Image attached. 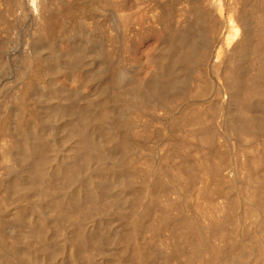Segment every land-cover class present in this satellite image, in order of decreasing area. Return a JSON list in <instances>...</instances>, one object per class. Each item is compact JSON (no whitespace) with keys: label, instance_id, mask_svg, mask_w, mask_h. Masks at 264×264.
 <instances>
[{"label":"rangeland","instance_id":"1","mask_svg":"<svg viewBox=\"0 0 264 264\" xmlns=\"http://www.w3.org/2000/svg\"><path fill=\"white\" fill-rule=\"evenodd\" d=\"M139 1L0 0V161L3 158L0 162V264H224L223 261L221 262L222 255L232 251L233 248L238 252L235 258L239 262L241 260V264L242 260H244L243 264H264V137L254 136L252 138L242 135L244 138H239L241 135L236 133L234 120L230 116L231 114L234 117L235 104L230 102L229 93L226 92V86L229 84L232 86L234 83L230 77L233 71H237L241 67L242 70L241 68L239 70L247 80L255 73L250 57L244 51L247 49L245 47L256 44L257 38L258 41L260 40L256 34L258 23H255L256 20L253 17L255 15L252 12L256 8L257 11L260 9L264 14V0ZM33 3L38 6V12L31 7L34 6ZM44 6L47 12H57L59 9L62 10L61 7H69L72 14L62 13V17L57 19L59 22L56 20L54 25L52 24L53 28L51 27L47 31L50 33L52 30V32L50 34L42 33L36 26H39L38 16L40 10L45 8ZM59 6L61 7L59 8ZM246 12L247 14H245ZM198 14H201L200 18L203 21H200ZM63 15H65V19ZM125 19L128 20L129 26L127 23L125 25ZM130 20L131 23H129ZM63 21L65 22L63 23ZM228 34L229 36H227ZM230 34H235L237 39ZM238 34L240 35L238 36ZM245 34H248V44L245 43L246 45L242 46L241 49L244 50L242 51L237 49L236 43ZM192 36L197 38L193 39ZM227 37H230L229 40ZM184 40L188 42H184ZM188 46L193 47L190 49ZM192 49L196 53V60H200L196 61L197 63L182 61L184 60L183 56ZM223 61H226L229 67ZM180 62H183L184 65ZM235 62H240V65ZM217 65H224L225 68L221 66L222 68H218V70ZM215 66L216 68H214ZM125 77L126 79H124ZM175 77L177 79H174ZM227 81L229 82L227 83ZM156 84L161 86L160 89ZM163 91L165 93L162 95ZM128 92H134L140 98L132 103L129 98L124 97ZM147 93L150 95L148 96ZM255 97L256 95L250 98L252 101H249L255 106L254 113L252 114V109H247L244 116L249 114L247 117L251 116L252 118L253 115L260 116L264 113V100ZM67 112L70 117L65 114ZM125 115L127 116L126 120ZM99 117L102 120L101 123L98 122ZM230 123L235 130L231 128ZM94 130L95 133H93ZM22 131L24 132L22 133ZM77 131L84 133L82 132L79 136ZM232 131L235 132L231 134ZM103 135L106 136L103 137ZM97 136L101 138V142ZM236 136L238 137L236 138ZM118 138L123 139V146H120L121 140ZM106 140L107 143L109 140L111 145L106 144ZM212 140L213 142H211ZM245 140L248 142L245 143ZM124 141L130 145L124 146L126 144ZM208 141L214 145L210 142L208 144ZM115 143H119V145ZM92 145L95 147L94 151L91 149ZM35 154L36 156L41 155L39 157L42 162L40 159L38 162H41V169L45 167L43 169L45 172L43 170L39 172L36 167H32L29 160ZM79 155L80 157H77ZM9 158L12 163L7 161ZM51 159L53 163H51ZM17 161H19V165ZM120 161L128 164H122ZM116 162L120 163L117 165ZM106 164L109 165V168H106ZM248 164L251 168L248 167ZM120 166L123 167V170H120ZM65 168L67 169L65 170ZM24 169H27L26 172ZM47 169L48 172H46ZM112 170L114 171L112 172ZM116 170H119L118 173L121 176ZM36 172L41 173V177ZM107 172L110 174L112 172L114 175L111 174V176ZM42 180L44 181L42 182ZM160 181L163 182L160 183ZM155 185L157 186L154 188ZM132 200L135 205L132 204ZM70 203L73 206L75 204V208L73 206L71 208ZM149 204L150 206H148ZM138 205H140L139 209ZM64 208L67 212H61ZM146 209L147 211H145ZM75 210L76 212H74ZM77 210L83 214L77 213ZM33 211L34 213H32ZM144 212L146 213L144 214ZM72 213H75L74 218H72ZM133 215L135 216L133 217ZM129 220H131L130 223H128ZM138 224L142 226L139 227ZM201 225L205 228H200ZM132 229L133 231H131ZM210 233L211 235H209ZM26 238L28 240H25ZM202 238L208 240L209 246L202 244ZM216 240L218 241L216 242ZM143 241L145 242L143 243ZM200 241L202 242L200 243ZM50 250L52 253L48 252ZM204 252H206L205 255H203ZM240 253H243V257H240ZM211 254H214L215 258ZM141 256L143 257L141 258ZM130 258H134V261Z\"/></svg>","mask_w":264,"mask_h":264},{"label":"bare ground","instance_id":"2","mask_svg":"<svg viewBox=\"0 0 264 264\" xmlns=\"http://www.w3.org/2000/svg\"><path fill=\"white\" fill-rule=\"evenodd\" d=\"M53 1V0H52ZM66 1V0H65ZM135 1H137V2H140L139 0H135ZM153 1H155L156 2V0H153ZM204 1V0H203ZM41 2V1H40ZM58 2V1H57ZM110 2V1H109ZM134 2V1H133ZM133 2H131V3H133ZM141 2H143L142 0H141ZM155 2H154V5H155ZM245 2V1H244ZM248 2V1H247ZM69 3V2H68ZM116 3V2H115ZM160 3V2H159ZM164 3V2H163ZM257 3V2H256ZM262 3V2H261ZM12 4V3H11ZM34 4V3H33ZM36 4V3H35ZM34 4V6L32 5L31 7H33L34 8V11H39V9H38V6H36ZM55 4H57V3H55ZM61 4V3H60ZM158 4V3H157ZM166 4V3H165ZM255 4V3H254ZM52 5V4H51ZM58 5H59V3H58ZM57 5V6H58ZM101 5V4H100ZM118 5V4H117ZM132 5V4H131ZM147 5V4H146ZM193 5V4H192ZM258 5H259V3H258ZM261 5V4H260ZM13 6V5H12ZM42 6V5H41ZM48 6V5H47ZM63 6H64V4H63ZM68 6V5H67ZM74 6H76V5H74ZM93 6V5H92ZM133 6V5H132ZM131 6V7H132ZM156 6V5H155ZM161 6V5H160ZM159 6V7H160ZM164 6V5H163ZM206 6V5H205ZM257 6V5H256ZM45 7V6H44ZM50 7V6H49ZM61 6H59V8H60ZM72 7V6H71ZM121 7V6H120ZM167 7V6H166ZM196 7V6H195ZM198 7V6H197ZM246 7V6H245ZM58 8V9H59ZM62 8V10L61 9H59V11H57V12H47L46 11V7L45 8H42L40 11V15L38 16L39 18L38 19H40V22H39V26H36V27H38V28H40L39 29V31L40 32H42V33H46L51 27L53 28V25H54V22L58 19H60L61 17H62V13H71L72 11H70V9H69V7L68 8H63V7H61ZM117 8V7H116ZM122 8V7H121ZM126 8V7H125ZM205 8V7H204ZM222 8V7H221ZM220 8V9H221ZM255 8V7H254ZM259 8H263V7H259ZM14 9V8H13ZM52 9V8H51ZM57 9V8H56ZM75 8H73V10H74ZM99 9V8H98ZM135 9V8H134ZM190 9V8H189ZM52 10H55V9H52ZM76 10V9H75ZM139 10V9H138ZM150 10V9H149ZM177 10V9H176ZM195 10V9H194ZM198 10V9H197ZM201 10V9H200ZM244 10V9H243ZM262 10V9H261ZM11 11V10H10ZM14 11V10H13ZM77 11V10H76ZM119 11V10H118ZM129 11V10H128ZM132 11V10H131ZM151 11V10H150ZM185 11V10H184ZM193 11V10H192ZM191 11V12H192ZM203 11V10H202ZM74 12V11H73ZM181 12V11H180ZM188 12V11H187ZM196 12V11H195ZM201 12V11H200ZM245 12V11H244ZM9 13V12H8ZM8 13H7V15H8ZM12 13V12H11ZM132 13V12H131ZM142 13V12H141ZM151 13V12H150ZM193 13H194V11H193ZM196 13H198V12H196ZM195 13V14H196ZM242 13V12H241ZM251 13V12H250ZM255 16H253V17H255V20H256V22L255 23H258V25L256 26V34H257V36H259V38H260V40L258 41V38H257V40H256V44H253V45H249V46H247V47H245V48H247L245 51L244 50H242L241 48H242V46H245L246 44H248V39H247V35L249 34V32H248V34H245L244 35V37H243V35H242V39L240 40V41H238V43H236L237 45H236V47H237V49H240V50H242V51H244L245 53H246V55L247 56H249L250 57V60H251V65H252V67L254 68V70H255V73H254V75L250 78L249 76V79L247 80V78L245 77V76H243V74H242V72H241V70H242V68H241V70H237V71H230V72H232L230 75V77H232V79L234 80V83H233V85L232 86H226V92H228L229 93V95L228 96H230V97H228V98H230V102L232 103V104H235V112L233 113L234 114V117H233V115H231L230 114V116H232V118H233V120H234V123H235V129L237 130L236 131V133L238 132V134L239 135H241V137H239V138H242L243 136L242 135H244V136H251L252 138L254 137V136H262V137H264V113L262 114V115H260V116H258V114H256V115H253L252 116V118H251V116L250 117H247V116H244L245 114H244V112L245 111H248V110H253V112H252V114L254 113V110H255V106H253L252 105V103L251 102H249L251 99V97H253L254 95H256V97H259V99L260 98H262L263 100H264V14L260 11V9H259V11H257V9L255 8V9H253V12H252ZM13 14V13H12ZM39 14V13H38ZM72 14V13H71ZM132 14H134V13H132ZM161 14V13H160ZM191 14V13H190ZM195 14H194V16H195ZM204 14V13H203ZM208 14V13H207ZM245 14H247V12L245 13ZM249 14V13H248ZM252 14V15H253ZM67 15V14H66ZM69 15V14H68ZM118 15V14H117ZM148 15V14H147ZM188 15V14H187ZM201 15V14H200ZM200 15L198 14V16H199V18H200ZM206 15V14H205ZM209 15H210V13H209ZM250 15V14H249ZM64 16L65 15H63V18H64ZM70 16V15H69ZM121 16V15H120ZM136 16V15H135ZM158 16V15H157ZM162 16H163V14H162ZM190 16V15H189ZM242 16V15H241ZM3 17V16H2ZM67 17V16H66ZM147 17V16H146ZM153 17V16H152ZM164 17V16H163ZM196 17H197V15H196ZM243 17V16H242ZM246 17V16H245ZM140 18V17H139ZM138 18V19H139ZM160 18H161V16H160ZM189 18V17H188ZM199 18H196V19H199ZM204 18V17H203ZM65 19V18H64ZM147 19V18H146ZM150 19V18H149ZM163 19V18H162ZM241 19V18H240ZM244 19V18H243ZM249 19H250V17H249ZM57 20V21H58ZM63 20V19H62ZM122 20V19H121ZM127 22H126V21ZM124 21H125V25H126V23H127V25H128V20L127 19H125ZM132 20V19H131ZM131 20H130V22L129 23H131ZM137 20V19H136ZM160 20V19H159ZM181 20V19H180ZM184 20V19H183ZM188 20V19H187ZM203 21V19H201L200 18V21ZM205 20V19H204ZM209 20V19H208ZM254 20V21H255ZM5 21V20H4ZM123 21V22H124ZM132 21H134V20H132ZM149 21V20H148ZM197 21V20H196ZM195 21V22H196ZM200 21H199V23H200ZM253 21V20H252ZM59 22V21H58ZM65 21H63V23H64ZM142 22V21H141ZM186 22V21H185ZM193 22H194V20H193ZM206 22H207V20H206ZM212 21H210V24H212L211 23ZM3 23V22H2ZM60 23H62V22H60ZM209 23V22H208ZM38 24V23H37ZM53 24V25H52ZM122 24V23H121ZM135 24V23H134ZM206 24V23H205ZM246 24V23H245ZM250 24V23H249ZM251 25H252V22H251ZM254 25V24H253ZM1 26V25H0ZM57 26V25H56ZM120 26H122V25H120ZM129 26V25H128ZM135 26V25H134ZM202 26V25H201ZM245 26V25H244ZM248 26V25H247ZM126 27V26H125ZM200 27V26H199ZM207 27V26H206ZM254 27V26H253ZM2 28V27H1ZM128 28V27H127ZM203 28V27H202ZM237 28V27H236ZM244 28V27H243ZM251 29H252V27H250ZM97 29V28H96ZM123 29H125V28H123ZM146 29V28H145ZM152 29V28H151ZM7 30V29H6ZM38 30V29H37ZM153 30V29H152ZM155 30V29H154ZM180 30V29H179ZM244 30V29H243ZM247 30H248V28H247ZM250 30V29H249ZM253 30V29H252ZM130 31V30H129ZM141 31V30H140ZM175 31V30H174ZM173 31V32H174ZM181 31V30H180ZM187 31V30H186ZM245 31H246V27H245ZM52 32V30L50 31V33ZM155 32V31H154ZM182 32V31H181ZM184 32V31H183ZM38 33V32H37ZM49 32H47L46 34H48ZM49 33V34H50ZM190 33V32H189ZM200 33V32H199ZM173 34V33H172ZM191 34H192V32H191ZM196 34V33H195ZM43 35V34H42ZM94 35V34H93ZM140 35V34H139ZM185 35V34H184ZM189 35V34H188ZM193 35V34H192ZM233 35H234V37H235V34H230V36H232L233 37ZM236 35H237V29H236ZM240 34H238V36H239ZM227 36H229V34L227 35ZM175 37V36H174ZM233 37V38H234ZM98 38V37H97ZM191 38H193V36L191 37ZM195 38V37H194ZM193 38V39H194ZM197 38V37H196ZM195 38V39H196ZM228 38V37H227ZM230 38V37H229ZM229 38L227 39V40H229ZM236 38V37H235ZM192 39V40H193ZM205 39V38H204ZM232 39V38H231ZM230 39V40H231ZM237 39V38H236ZM250 39V38H249ZM169 40V39H168ZM178 40V39H177ZM140 41V40H139ZM165 41V40H164ZM182 41V40H181ZM187 41V40H186ZM185 40H184V42H186ZM233 41V40H232ZM166 42V41H165ZM177 42H179V41H177ZM176 42V43H177ZM183 42V43H184ZM188 42V41H187ZM195 42V41H194ZM204 42H206V41H204ZM250 42V41H249ZM246 43V44H245ZM169 44V43H168ZM178 44V43H177ZM186 44V43H185ZM184 44V45H185ZM250 44V43H249ZM171 45V44H170ZM187 45V44H186ZM189 45V44H188ZM167 46H169V45H167ZM166 46V47H167ZM191 46V45H190ZM197 46V45H196ZM124 47V46H123ZM179 47V46H178ZM186 47V46H185ZM189 47V46H188ZM193 47V46H192ZM192 47H189L190 49L192 48ZM227 47V46H226ZM165 48V47H164ZM188 48V49H189ZM194 48H195V46H194ZM171 49V48H170ZM173 49V48H172ZM201 49V48H200ZM131 50V49H130ZM160 50H161V48H160ZM168 50V49H167ZM178 50V49H177ZM195 50H197V49H195ZM203 50V49H202ZM198 51V50H197ZM237 51V50H236ZM235 51V52H236ZM162 52V51H161ZM202 52V51H201ZM230 52V51H229ZM163 53V52H162ZM182 53V52H181ZM185 53H186V51H185ZM160 54V53H159ZM173 54H174V52H173ZM179 54V53H178ZM184 54V53H183ZM207 54V53H206ZM236 54V53H235ZM163 55H164V53H163ZM162 55V56H163ZM167 55H168V53H167ZM228 55V54H227ZM237 55V54H236ZM235 55V56H236ZM166 56V55H165ZM169 56V55H168ZM168 56H166V57H168ZM180 56V55H179ZM230 56V55H229ZM228 56V57H229ZM164 57V56H163ZM173 57V56H172ZM181 58H182V56H180ZM161 58V57H160ZM178 58V57H177ZM208 58H210V57H208ZM233 58V57H232ZM237 58H239V57H237ZM158 59V58H157ZM183 59L184 60H182V61H186V62H188V63H195L197 60H196V53H195V51L192 49L191 51H189L185 56H183ZM163 60H165V59H163ZM174 60V59H173ZM178 60H180V59H178ZM178 60H176V61H178ZM200 60V59H199ZM198 60V61H199ZM206 60H207V58H206ZM209 60V59H208ZM158 61V60H157ZM170 61V60H169ZM197 61V62H198ZM202 61V60H201ZM239 61V60H238ZM179 62V61H178ZM196 62V63H197ZM224 62V61H223ZM177 63V62H176ZM180 63H182L183 64V62H180ZM224 63H227L226 61L224 62ZM235 63H238V62H235ZM240 63V62H239ZM238 63V65H240ZM33 64V63H32ZM186 64V63H185ZM199 64V63H198ZM221 64V63H220ZM228 64V63H227ZM184 65V64H183ZM225 65V64H224ZM224 65H221V66H224ZM237 65V66H238ZM243 65V64H242ZM241 65V66H242ZM250 65V64H249ZM111 66V65H110ZM206 66V65H205ZM218 66V65H217ZM220 66V65H219ZM217 67V69L219 68H222L221 66L220 67ZM170 67V66H169ZM174 67V66H173ZM192 67V66H191ZM207 67V66H206ZM227 67V66H226ZM228 67H229V64H228ZM172 68V67H171ZM170 68V69H171ZM178 68V67H177ZM186 68V67H185ZM208 68V67H207ZM214 68H216V66L214 67ZM224 68H225V66H224ZM235 68L237 69V67L235 66ZM173 69V68H172ZM212 69V68H211ZM218 69V70H219ZM231 70H233L232 68H230ZM37 70V69H36ZM174 70V69H173ZM192 70V69H191ZM194 70H195V67H194ZM216 70V69H215ZM218 70H216V71H218ZM247 70V69H246ZM164 71V70H163ZM197 71V70H196ZM214 71V70H213ZM223 71H224V69H223ZM228 71V70H227ZM34 72V71H33ZM165 72V71H164ZM169 72V71H168ZM161 73V72H160ZM220 73L222 74V72L220 71ZM247 73V72H246ZM252 74V73H251ZM246 75H248V74H246ZM161 76V75H160ZM223 76V75H222ZM174 77V76H173ZM206 77V76H205ZM224 77V76H223ZM226 77V76H225ZM229 77V76H228ZM132 78V77H131ZM154 78V77H153ZM170 78V77H169ZM197 78V77H196ZM246 78V79H245ZM27 79V78H26ZM124 79H126V77L124 78ZM129 79H130V77H129ZM173 79V78H172ZM174 79H177L176 77L174 78ZM224 79V78H223ZM231 79V80H232ZM229 80V79H228ZM161 81V80H160ZM159 81V82H160ZM171 81V80H170ZM175 81V80H174ZM177 81V80H176ZM133 82V81H132ZM138 82V81H137ZM168 82V81H167ZM173 82V81H172ZM208 82V81H207ZM229 81H227V83H228ZM28 83V82H27ZM117 83V82H116ZM161 83H162V81H161ZM161 83H159L160 85H161ZM179 83V82H178ZM211 83V82H210ZM131 84V83H130ZM133 84V83H132ZM166 85V84H165ZM164 85V86H165ZM168 85V84H167ZM179 85H181V84H179ZM205 85V84H204ZM144 86V85H143ZM156 86H158V88L160 89V87L162 86H159V85H157L156 84ZM206 86V85H205ZM128 87H129V85H128ZM135 87V86H134ZM152 87V86H151ZM118 88V87H117ZM162 88H163V86H162ZM181 88V87H180ZM19 89V88H18ZM29 89H31V88H29ZM112 89V88H111ZM145 89V88H144ZM168 89V88H167ZM170 89V88H169ZM188 89V88H187ZM206 89V88H205ZM21 90H23L22 88H21ZM25 90V92H26V89H24ZM117 90V89H116ZM134 90V89H133ZM175 90V89H174ZM177 90V89H176ZM186 90V89H185ZM210 90V89H209ZM29 91H31V90H29ZM119 91V90H118ZM142 91V90H141ZM148 91V90H147ZM166 91V90H165ZM165 91H163V93H162V95L165 93ZM189 91V90H188ZM216 91H218V90H216ZM20 92V91H19ZM32 92V91H31ZM134 92H135V90H134ZM132 93V92H128V93H126L125 94V96L124 97H127V98H129L130 100H131V102L132 103H135L134 102V100L136 101L137 99H139L140 97L139 96H137L135 93ZM137 92H138V90H137ZM184 92V91H183ZM206 92H208V91H206ZM205 92V93H206ZM21 93V92H20ZM24 93V92H23ZM148 93H149V91H148ZM148 93H147V95H148ZM155 93V92H154ZM158 93V92H157ZM169 93H170V90H169ZM173 93V92H172ZM25 94V93H24ZM106 94V93H105ZM144 94V93H143ZM178 94V93H177ZM186 94V93H185ZM13 95V94H12ZM145 95V94H144ZM150 95V94H149ZM148 95V96H149ZM155 95V94H154ZM206 95V94H205ZM20 96V95H19ZM119 96H121V95H119ZM172 96V95H171ZM21 97H22V94H21ZM27 97V96H26ZM29 97V96H28ZM122 97V96H121ZM169 97V96H168ZM255 97V98H256ZM17 98H19V97H17ZM126 98V99H127ZM142 98V97H141ZM165 98V97H164ZM172 98V97H171ZM182 98V97H181ZM14 99H15V97H14ZM20 99V98H19ZM258 99V98H257ZM262 99H261V101H262ZM120 100V99H119ZM144 100V99H143ZM170 100V99H169ZM176 100V99H175ZM21 101V100H20ZM25 101V100H24ZM28 101V100H27ZM129 101V100H128ZM252 101V100H251ZM260 101V100H259ZM22 102H23V99H22ZM145 102V101H144ZM158 102V101H157ZM24 103V102H23ZM111 103V102H110ZM114 103V102H113ZM154 103V102H153ZM174 103V102H173ZM250 103H251V105H250ZM8 104V103H7ZM21 104V103H20ZM27 104V103H26ZM69 104H71V103H69ZM107 104V103H106ZM264 104V103H263ZM23 105V104H22ZM25 105V104H24ZM72 105V104H71ZM77 105V104H76ZM97 105V104H96ZM101 105V104H100ZM99 105V106H100ZM114 105V104H113ZM141 105V104H140ZM145 105V104H144ZM260 105H262V104H260ZM67 106H69V105H67ZM78 106V105H77ZM76 106V107H77ZM83 106V105H82ZM104 106H105V104H104ZM124 106V105H123ZM131 106V105H130ZM135 106H137V105H135ZM259 106V105H258ZM263 106V105H262ZM70 107V106H69ZM261 107V106H260ZM7 108V107H6ZM21 108V107H20ZM68 108V107H67ZM79 108V107H78ZM83 108V107H82ZM82 108H81V110H82ZM95 108V107H94ZM102 108V107H101ZM117 108V107H116ZM138 108V107H137ZM143 108V107H142ZM233 108H234V106H233ZM232 108V109H233ZM72 109V108H71ZM91 109V108H90ZM89 109V110H90ZM118 109V108H117ZM160 109V108H159ZM194 109V108H193ZM248 109V110H247ZM264 109V108H263ZM63 110V109H62ZM65 110V109H64ZM74 110V109H73ZM76 110V109H75ZM78 110V109H77ZM88 110V111H89ZM96 110V109H95ZM94 110V111H95ZM98 110V109H97ZM107 110V109H106ZM126 110V109H125ZM139 110V109H138ZM150 110H152V109H150ZM204 110V109H203ZM260 110V109H259ZM58 111V110H57ZM60 111V110H59ZM70 111V110H69ZM79 111V110H78ZM108 111V110H107ZM257 111V110H256ZM61 112V111H60ZM63 112V111H62ZM81 112V111H80ZM80 112H79V115H80ZM85 112V111H84ZM111 112V111H110ZM154 112V111H153ZM230 112V111H229ZM228 112V113H229ZM260 112V111H259ZM264 112V111H263ZM77 114H78V112H76ZM92 113V112H91ZM95 113H97V112H95ZM133 113V112H132ZM147 113V112H146ZM249 113V112H248ZM262 113V112H261ZM63 114V113H62ZM65 114H67V115H69V113L67 112V113H65ZM71 114V113H70ZM84 114V113H83ZM86 114V113H85ZM94 114V113H93ZM99 114V113H98ZM140 114V113H139ZM206 114V113H205ZM204 114V115H205ZM252 114H250V115H252ZM88 115H90L89 113H88ZM123 115V114H122ZM143 115V114H142ZM60 116V115H59ZM62 116V115H61ZM65 116V115H64ZM64 116H63V118H64ZM91 116V115H90ZM89 116V118H91ZM108 116V115H107ZM126 116V115H125ZM132 116V115H131ZM229 116V115H228ZM227 116V117H228ZM68 117H70V115L68 116ZM72 117V116H71ZM103 117V116H102ZM111 117V116H110ZM122 118H123V116H121ZM120 117V118H121ZM134 117V116H133ZM136 117V116H135ZM193 117V116H192ZM207 117V116H206ZM22 118V117H21ZM25 118V117H24ZM67 118V117H66ZM88 118V119H89ZM97 118V117H96ZM104 118V117H103ZM105 118H106V116H105ZM109 118V117H108ZM116 118H118V117H116ZM188 118V117H187ZM202 118V117H201ZM82 119V118H81ZM87 119V121H89ZM94 119V118H93ZM110 119V118H109ZM112 119V118H111ZM127 119V116H126V118H125V120ZM229 119H230V117H229ZM228 119V120H229ZM72 120V119H71ZM73 120H75L74 118H73ZM83 120V119H82ZM97 120V119H96ZM96 120H95V122H96ZM99 121L98 122H100V121H102V120H100V117H99V119H98ZM105 120V119H104ZM125 120L123 121V122H125ZM205 120V119H204ZM231 120V119H230ZM229 120V121H230ZM84 121V120H83ZM117 121V120H116ZM121 121V122H122ZM131 121V120H130ZM232 121V120H231ZM18 122V121H17ZM16 122V123H17ZM24 122H25V120H24ZM72 122V121H71ZM89 122H91V121H89ZM88 122V123H89ZM98 122H97V124H98ZM118 122V121H117ZM120 122V123H121ZM14 123V122H13ZM28 123V122H27ZM92 123V122H91ZM91 123H89V124H91ZM101 123V122H100ZM99 123V124H100ZM112 123V122H111ZM127 123H128V121H127ZM126 123V124H127ZM135 123V122H134ZM137 123V122H136ZM205 123V122H204ZM233 123V124H234ZM32 124V123H31ZM79 124V123H78ZM94 124V123H93ZM107 124V123H106ZM118 124V123H117ZM129 124V123H128ZM231 124L232 123H230V126H231ZM23 125H25V124H23ZM29 125V124H28ZM33 125V124H32ZM101 125V124H100ZM108 125V124H107ZM111 125V124H110ZM115 125V124H114ZM122 125V124H121ZM125 125V124H124ZM137 125V124H136ZM186 125V124H185ZM207 125V124H206ZM20 126V125H19ZM69 126V125H68ZM80 126V125H79ZM86 126V125H85ZM94 126V125H93ZM92 126V127H93ZM188 126V125H187ZM209 126V125H208ZM14 127V126H13ZM33 127V126H32ZM75 127V126H74ZM82 127V126H81ZM87 127V126H86ZM98 127V126H97ZM107 127V126H106ZM109 127V126H108ZM114 127V126H113ZM136 127H138V126H136ZM204 127V126H203ZM234 127V126H233ZM83 128H85V127H83ZM111 128V127H110ZM180 128V127H179ZM212 128V127H211ZM231 128H232V126H231ZM30 129V128H29ZM103 129V128H102ZM128 129V128H127ZM194 129V128H193ZM202 129V128H201ZM214 130H215V128H213ZM212 129V130H213ZM230 129V128H229ZM233 130H235L234 128H232ZM24 130V129H23ZM85 130V129H84ZM116 130V129H115ZM133 130H134V128H133ZM136 130V129H135ZM140 130V129H139ZM126 131V130H125ZM129 131V130H128ZM185 131V130H184ZM204 131V130H203ZM211 131V130H210ZM229 131V130H228ZM231 131V130H230ZM229 131V132H230ZM14 132V131H13ZM15 132H16V129H15ZM14 132V133H15ZM24 131H22V133H23ZM79 131H77V133H78ZM83 132V131H82ZM81 132V133H82ZM86 132V131H85ZM90 132V131H89ZM117 132V131H116ZM131 132V131H130ZM137 132V131H136ZM200 132V131H199ZM233 132H235V131H232L231 132V134L233 133ZM35 133V132H34ZM80 132H79V136H80V134H81ZM84 133V132H83ZM93 133H95V130H94V132ZM97 133H101V132H97ZM217 133V132H216ZM25 134V133H24ZM104 134V133H103ZM133 134V133H132ZM204 134H205V131H204ZM207 134H208V132H207ZM213 134V133H212ZM211 134V135H212ZM27 135V134H26ZM107 135V134H106ZM105 135V136H106ZM116 135H117V133H116ZM120 135V134H119ZM144 135V134H143ZM210 135V134H209ZM235 135H237V134H235ZM235 135H233V136H235ZM17 136V135H16ZM24 136V135H23ZM83 136V135H82ZM85 136V135H84ZM91 136V135H90ZM104 135H103V137H105ZM133 136V135H132ZM138 136V135H137ZM195 136V135H194ZM207 136V135H206ZM69 137V136H68ZM94 137V136H93ZM98 137V136H97ZM121 137V136H120ZM130 137V136H129ZM205 137V136H204ZM211 137V136H210ZM217 137V136H216ZM223 137V136H222ZM238 136H236V138H237ZM82 138V137H81ZM85 138V137H84ZM87 138V137H86ZM89 138V137H88ZM87 138V139H88ZM96 138V137H95ZM98 138H100V137H98ZM206 138V137H205ZM244 138V137H243ZM242 138V139H243ZM261 138V137H260ZM33 139V138H32ZM40 139V138H39ZM42 139V138H41ZM109 139V138H108ZM118 139H120V138H118ZM131 139H132V137H131ZM140 139H141V137H140ZM210 139V138H209ZM248 139V138H247ZM255 139V138H254ZM17 140H19L18 138H17ZM36 140V139H35ZM38 140V139H37ZM82 140H83V138H82ZM86 140V139H85ZM90 140H91V138H90ZM121 140V139H120ZM119 140V141H120ZM123 140V139H122ZM122 140H121V142H120V146H123L122 144ZM124 140H125V138H124ZM127 140V139H126ZM240 140V139H239ZM49 141V140H48ZM97 141H99V140H97ZM115 141H117V140H115ZM114 141V142H115ZM146 141V140H145ZM246 141L248 142V140H245L244 142L246 143ZM254 141V140H253ZM22 142V141H21ZM40 142V141H39ZM90 142V141H89ZM100 142H101V138H100ZM125 143L127 142V141H124ZM204 142V141H203ZM202 142V143H203ZM209 142L210 141H208V144H209ZM211 142H213V140L211 141ZM210 142V143H211ZM49 143V142H48ZM84 143V142H83ZM92 143H93V140H92ZM108 143H109V140H108ZM107 143V140H106V144H108ZM136 143H138V142H136ZM201 143V144H202ZM206 143H207V140H206ZM251 143V142H250ZM23 144V143H22ZM39 144V143H38ZM38 144H36V145H38ZM86 144H87V142H86ZM90 144V143H89ZM110 144V143H109ZM108 144V145H109ZM115 144H117V145H119V143H115ZM211 144H213V143H211ZM49 145V144H48ZM94 145H96L95 143H94ZM103 145H105L104 143H103ZM111 145V144H110ZM113 145V144H112ZM125 145H130V144H124V146ZM135 145V144H134ZM204 145H206V144H204ZM214 145V144H213ZM53 146V145H52ZM86 146V145H85ZM89 146V145H88ZM93 146V145H92ZM106 146V145H105ZM104 146V147H105ZM138 146V145H137ZM207 146H210V145H207ZM217 146V145H216ZM34 147V146H33ZM42 147V146H41ZM44 147V146H43ZM113 147V146H112ZM119 147V146H118ZM163 147V146H162ZM210 147H212V146H210ZM14 148V147H13ZM36 148H38V147H36ZM49 148H51V147H49ZM53 148V147H52ZM78 148V147H77ZM85 148H87V147H85ZM93 148H95L94 146L91 148V149H93ZM98 148V147H97ZM100 148V147H99ZM110 148V147H109ZM122 148V147H121ZM264 148V147H263ZM15 149V148H14ZM30 149H32V148H30ZM29 149V151H31ZM74 149H76V148H74ZM101 149V148H100ZM105 149V148H104ZM130 149H132V148H130ZM193 149V148H192ZM209 149V148H208ZM214 149V148H213ZM17 150H19V149H17ZM36 150V149H35ZM89 150V149H88ZM125 150V149H124ZM244 150V149H243ZM93 151H94V149H93ZM128 151V150H127ZM132 152H133V150H131ZM196 151V150H195ZM203 151H204V148H203ZM206 151V150H205ZM253 151V150H252ZM78 152V151H77ZM80 152V151H79ZM105 152V151H104ZM125 152V151H124ZM262 152V151H261ZM261 152H259V153H261ZM27 153V152H26ZM34 153V152H33ZM75 153V152H74ZM73 153V154H74ZM91 153V152H90ZM98 153V152H97ZM106 153V152H105ZM104 153V154H105ZM127 153V152H126ZM168 153V152H167ZM202 153V152H201ZM206 153V152H205ZM17 154H19V153H17ZM21 154V153H20ZM77 155H78V153H76ZM99 154V153H98ZM97 154V155H98ZM123 154V153H122ZM131 154V153H130ZM133 154V153H132ZM216 154V153H215ZM219 154V153H218ZM6 155V154H5ZM14 155H15V153H14ZM31 155H33V154H31ZM30 155V156H31ZM108 155V154H107ZM29 156V155H28ZM28 156H26V157H28ZM39 156H41V155H37L36 156V154L34 155V156H31L32 157V159H31V157H30V159L32 160H29L30 162H31V164L33 165L32 167H36L37 169H38V171L40 172H42V170L45 168V167H43V169H41V162H42V159H40V157ZM44 156V155H43ZM89 156H91V155H89ZM205 156H207L206 154H205ZM260 156V155H259ZM13 157V156H12ZM45 158H47L46 156H44ZM43 157V158H44ZM77 157H80V155L79 156H77ZM76 157V158H77ZM109 157V156H108ZM8 158V157H7ZM16 158V157H15ZM14 158V159H15ZM101 158V157H100ZM224 158V157H223ZM259 158V157H258ZM3 159V158H2ZM2 159H1V161H2ZM6 159V158H5ZM23 159H24V157H23ZM38 159H40L41 160V162H38ZM94 159V158H93ZM95 159H97V158H95ZM105 159V158H104ZM103 159V160H104ZM106 159H108V158H106ZM111 159V158H110ZM117 159V158H116ZM119 159V158H118ZM117 159V160H118ZM132 159V158H131ZM167 159V158H166ZM263 159V158H262ZM16 160V159H15ZM25 160H27V159H25ZM39 160V161H40ZM47 160V159H46ZM224 160V159H223ZM0 161V162H1ZM4 161V160H3ZM7 161H10V158H9V160H7ZM50 161H52L51 163H53V160L51 159ZM116 161V160H115ZM129 161V160H128ZM147 161V160H146ZM176 161V160H175ZM179 161V160H178ZM6 162V161H5ZM11 162V161H10ZM22 162V161H21ZM20 162V163H21ZM28 162V161H27ZM29 162V163H30ZM103 162V161H102ZM101 162V163H102ZM121 162V161H120ZM120 162H118V163H120ZM177 162V161H176ZM7 163V162H6ZM12 163V162H11ZM19 163V161H17V164ZM25 163V162H24ZM23 163V164H24ZM45 163V162H44ZM84 163V162H83ZM117 163V162H116ZM118 163H117V165H118ZM122 164H125L124 162H121ZM129 163H131L130 161H129ZM223 163V162H222ZM23 164H21V165H23ZM46 164V163H45ZM57 164V163H56ZM59 164V163H58ZM105 164V163H104ZM111 164V163H110ZM114 164V163H113ZM128 164V163H127ZM127 164H125V165H127ZM251 164V163H250ZM250 164H248V167H250L249 165ZM264 164V163H263ZM6 165V164H5ZM19 165V164H18ZM98 165H99V163H98ZM107 165V164H106ZM114 165H116V164H114ZM113 165V166H114ZM120 165V164H119ZM148 165V164H147ZM180 165V164H179ZM4 166V165H3ZM27 166V165H26ZM58 166V165H57ZM84 166V165H83ZM109 165H107V167L106 168H109L108 167ZM123 166V165H122ZM129 167H130V165H128ZM134 166V165H133ZM244 166H245V164H244ZM252 166V165H251ZM262 166V165H261ZM9 167V166H8ZM29 167V166H28ZM75 167V166H74ZM78 167V166H77ZM85 167V166H84ZM99 167V166H98ZM124 167V166H123ZM123 167H119L120 168V170L123 168ZM129 167H127L126 166V168H129ZM246 167V166H245ZM245 167H244V169H245ZM254 167V166H253ZM7 168V167H6ZM24 168V167H23ZM30 168V167H29ZM28 168V169H29ZM59 168V167H58ZM71 168V167H70ZM115 168H116V166H115ZM131 168V167H130ZM199 168H201V167H199ZM247 168V167H246ZM251 168V167H250ZM21 169V168H20ZM31 169V168H30ZM37 169H36V171H37ZM67 168H65V170H66ZM69 169V168H68ZM112 169V168H111ZM116 169H118V167L116 168ZM132 169H133V167H132ZM134 169H136V168H134ZM206 169V168H205ZM215 169V168H214ZM25 170V172H26V170L27 169H24ZM35 170V169H34ZM81 170V169H80ZM108 170V169H107ZM115 170V169H114ZM114 170H112V172L114 171ZM123 170V169H122ZM212 170V169H211ZM21 171V170H20ZM29 172H30V170H28ZM33 171V170H32ZM31 171V172H32ZM37 171V172H38ZM44 171V170H43ZM49 170L47 169V171L46 172H48ZM90 171V170H89ZM102 171L104 172V170L102 169ZM108 171H111V170H108ZM117 171V170H116ZM115 171V172H116ZM141 171V170H140ZM153 171V170H152ZM156 171V170H155ZM190 171V170H189ZM210 171V170H209ZM246 171V170H245ZM244 171V172H245ZM12 172V171H11ZM24 172V173H25ZM35 172V171H34ZM33 172V174H35ZM36 172V173H37ZM45 172V171H44ZM76 172V171H75ZM80 172V171H79ZM106 172V171H105ZM112 172H111V174H112ZM119 172V170L117 171V173ZM122 172V171H121ZM149 172V171H148ZM169 172V171H168ZM181 172H183V171H181ZM210 172H213V171H210ZM221 172V171H220ZM246 172H248V171H246ZM250 172H251V170H250ZM249 172V173H250ZM261 172V171H260ZM14 173H16V172H14ZM13 173V174H14ZM19 173V172H18ZM23 173V172H22ZM23 173V174H24ZM63 173H64V171H63ZM88 173V172H87ZM100 173V172H99ZM108 173V172H107ZM37 174H39V176L41 177V173H37ZM62 174V173H61ZM66 174V173H65ZM108 174H110V173H108ZM110 174V175H111ZM119 174V173H118ZM118 174H115V175H118ZM129 174V173H128ZM131 174V173H130ZM178 174V173H177ZM221 174V173H220ZM247 174V173H246ZM262 174H263V172H262ZM16 175V174H15ZM44 175V174H43ZM47 175V174H46ZM69 176H71L70 174H68ZM77 175V174H76ZM80 175H81V172H80ZM112 175H114V174H112ZM111 175V176H112ZM120 175V174H119ZM136 175H138V174H136ZM142 175H143V173H142ZM242 175V174H241ZM18 176V175H17ZM30 176H32L31 174H30ZM38 176V177H39ZM109 176V175H108ZM121 176V175H120ZM144 176V175H143ZM175 176V175H174ZM251 176V175H250ZM249 176V177H250ZM253 176V175H252ZM260 176V175H259ZM81 177V176H80ZM84 177V176H83ZM105 177V176H104ZM118 177V176H117ZM185 177H186V175H185ZM229 177V176H228ZM66 178V177H65ZM67 178H68V176H67ZM91 178V177H90ZM113 178V177H112ZM115 178H116V176H115ZM123 178V177H122ZM132 178V177H131ZM195 178H196V176H195ZM19 179V178H18ZM42 179V178H41ZM48 179H50V178H48ZM130 179V178H129ZM187 179V178H186ZM191 179V178H190ZM229 179H231V178H229ZM249 179V178H248ZM45 180H46V178H45ZM54 180V179H53ZM63 180V179H62ZM76 180V179H75ZM118 180V179H117ZM142 180V179H141ZM158 180V179H157ZM171 180V179H170ZM188 180V179H187ZM259 180V179H258ZM30 181V180H29ZM34 181V180H33ZM44 180H42V182H43ZM51 181V180H50ZM97 181V180H96ZM131 181V180H130ZM136 181V180H135ZM150 181H151V179H150ZM192 181V180H191ZM217 181V180H216ZM223 181V180H222ZM232 181V180H231ZM46 182H47V180H46ZM128 182V181H127ZM132 182H133V180H132ZM161 182H163V181H160V183ZM187 182V181H186ZM241 182V181H240ZM254 182V181H253ZM19 183H21V182H19ZM24 183V182H23ZM76 183H77V180H76ZM75 183V184H76ZM124 183V182H123ZM138 183V182H137ZM154 183H157V182H154ZM159 183V184H160ZM168 183V182H167ZM29 184V183H28ZM48 184V183H47ZM52 184V183H51ZM67 184V183H66ZM74 184V183H73ZM74 184V185H75ZM78 184V183H77ZM144 184V183H143ZM166 184V183H165ZM191 184V183H190ZM197 184V183H196ZM252 184V183H251ZM258 184V183H257ZM263 184V183H262ZM24 185V184H23ZM56 185V184H55ZM119 185V184H118ZM129 185V184H128ZM127 185V186H128ZM188 185V184H187ZM256 185V184H255ZM254 185V186H255ZM63 186V185H62ZM64 186H67V185H64ZM71 186V185H70ZM69 186V187H70ZM131 186V185H130ZM133 186V185H132ZM157 185H155V186H153L154 188L156 187ZM167 186V185H166ZM188 186H190V185H188ZM194 186V185H193ZM25 187V186H24ZM23 187V188H24ZM34 187H35V185H34ZM68 187V186H67ZM137 187V186H136ZM140 187V186H139ZM138 187V188H139ZM143 187V186H142ZM148 187H150V186H148ZM153 187H152V189H153ZM251 188H252V186H250ZM39 188V187H38ZM44 188V187H43ZM64 188V187H63ZM66 188V187H65ZM129 188V187H128ZM151 188V187H150ZM158 188H159V186H158ZM168 188V187H167ZM179 188V187H178ZM22 189V188H21ZM51 189V188H50ZM55 189H56V187H55ZM60 189V188H59ZM67 189V188H66ZM118 189V188H117ZM194 189V188H193ZM196 189H197V187H196ZM246 189V188H245ZM33 190V189H32ZM69 190V189H68ZM71 190H72V188H71ZM131 190H133V189H131ZM144 190H146V189H144ZM157 190V189H156ZM155 190V191H156ZM199 190V189H198ZM243 190H244V188H243ZM246 190H248V189H246ZM249 190H251V189H249ZM22 191V190H21ZM29 191V190H28ZM35 191V190H34ZM56 191V190H55ZM57 191H59V190H57ZM56 191V192H57ZM67 191V190H66ZM134 191V190H133ZM20 192V191H19ZM18 192V193H19ZM23 192V191H22ZM31 192V191H30ZM36 192V191H35ZM38 192V191H37ZM52 192V191H51ZM119 192V191H118ZM137 192V191H136ZM135 192V193H136ZM162 192V191H161ZM160 192V193H161ZM244 192V191H243ZM45 193V192H44ZM97 193V192H96ZM141 193V192H140ZM155 193V192H154ZM166 193V192H165ZM249 193V192H248ZM23 194H25V193H23ZM22 194V195H23ZM84 194V193H83ZM119 194V193H118ZM133 194H134V192H133ZM132 194V195H133ZM20 195V194H19ZM40 195V194H39ZM70 195V194H69ZM138 195V194H137ZM144 195V194H143ZM157 195V194H156ZM163 195V194H162ZM197 195V194H196ZM47 196V195H46ZM82 196V195H81ZM98 196V195H97ZM100 196V195H99ZM117 196V195H116ZM119 196V195H118ZM139 196V195H138ZM138 196H136V197H138ZM165 196V195H164ZM21 197H23V196H21ZM50 197H51V195H50ZM55 197V196H54ZM73 197V196H72ZM71 197V198H72ZM112 197V196H111ZM119 197H121V196H119ZM135 197V198H136ZM261 197V196H260ZM19 198H20V196H19ZM25 198V197H24ZM62 198V197H61ZM64 198V197H63ZM75 198H77V197H75ZM96 198H98V197H96ZM105 198V197H104ZM139 198V197H138ZM158 198V197H157ZM256 198V197H255ZM23 199V198H22ZM78 199H80V198H78ZM82 199V198H81ZM92 199V198H91ZM103 199V198H102ZM117 199V198H116ZM126 199H127V197H126ZM27 200V199H26ZM41 200V199H40ZM46 200V199H45ZM52 200V199H51ZM54 200V199H53ZM69 200V199H68ZM128 200V199H127ZM145 200V199H144ZM198 200V199H197ZM208 200V199H207ZM245 200V199H244ZM30 201V200H29ZM56 201V200H55ZM60 201V200H59ZM76 201V200H75ZM211 201V200H210ZM232 201V200H231ZM19 202V201H18ZM22 202H24V201H22ZM58 202V201H57ZM70 202H72L71 200H70ZM113 202V201H112ZM111 202V203H112ZM131 202V201H130ZM134 201L132 200V204H134L135 205V202L133 203ZM31 203V202H30ZM60 203V202H59ZM73 203V202H72ZM102 203V202H101ZM105 203V202H104ZM114 203V202H113ZM143 203V202H142ZM176 203V202H175ZM237 203V202H236ZM240 203V202H239ZM253 203V202H252ZM22 204V203H21ZM34 204V203H33ZM41 204V203H40ZM49 204V203H48ZM47 204V205H48ZM52 204V203H51ZM71 204V203H70ZM69 204V205H70ZM87 204V203H86ZM108 204V203H107ZM144 204V203H143ZM201 204H203V203H201ZM251 204V203H250ZM92 205V204H91ZM90 205V206H91ZM116 205V204H115ZM211 205V204H210ZM235 205V204H234ZM26 206V205H25ZM63 206V205H62ZM72 204H71V208H72ZM139 206V207H138ZM137 207H138V209L140 208V205H138ZM148 206H150V204L148 205ZM171 206V205H170ZM225 206V205H224ZM254 206V205H253ZM58 207V206H57ZM56 207V208H57ZM92 207V206H91ZM117 207V206H116ZM125 207V206H124ZM134 207V206H133ZM132 207V208H133ZM147 207V206H146ZM223 207V206H222ZM229 207V206H228ZM257 207V206H256ZM33 208V207H32ZM59 208V207H58ZM65 208H67L66 206H65ZM65 208L63 209V210H61V212L62 211H65V212H67L66 210H65ZM69 208V207H68ZM73 208H75V204H74V206H73ZM134 208H136V207H134ZM250 208V207H249ZM43 209V208H42ZM45 209V208H44ZM60 209V208H59ZM77 209L79 210V208H78V206H77ZM83 209V208H82ZM143 209V208H142ZM149 209V208H148ZM233 209V208H232ZM231 209V210H232ZM238 209V208H237ZM254 209H255V207H254ZM26 210V209H25ZM46 210V209H45ZM77 210V211H78ZM134 210V209H133ZM137 210V209H136ZM144 210V209H143ZM142 210V211H143ZM151 210V209H150ZM153 210V209H152ZM165 210V209H164ZM173 210V209H172ZM227 210H229V209H227ZM58 211V210H57ZM56 211V212H57ZM69 211H71V210H69ZM72 211H73V209H72ZM71 211V212H72ZM86 211V210H85ZM121 211V210H120ZM145 211H147V209L145 210ZM213 211V210H212ZM234 211V210H233ZM235 211H237V210H235ZM256 211H258V210H256ZM48 212V211H47ZM55 212V211H54ZM74 212H76V210L74 211ZM81 212V211H80ZM79 211L77 212V213H80ZM87 212H89V211H87ZM125 212V211H124ZM123 212V213H124ZM140 212V211H139ZM230 212V211H229ZM232 212V211H231ZM32 213H34V211L32 212ZM46 213V212H45ZM70 213V212H69ZM76 213V215H78ZM121 213V212H120ZM126 213V212H125ZM142 213V212H141ZM146 212H144V214H145ZM148 213V212H147ZM234 213V212H233ZM240 213V212H239ZM245 213V212H244ZM28 214H29V212H28ZM31 214V213H30ZM40 214V213H39ZM47 214V213H46ZM67 214V213H66ZM75 214V213H74ZM74 214L72 213V215H73V217L72 218H74ZM81 214H83V212H81ZM81 214H80V216H81ZM130 214V213H129ZM135 214V213H134ZM231 214V213H230ZM125 215V214H124ZM132 215V214H131ZM136 215V214H135ZM135 215H133V217L135 216ZM142 215V214H141ZM236 215V214H235ZM21 217H22V215H20ZM58 216H59V214H58ZM61 216V215H60ZM71 216V215H70ZM83 216V215H82ZM143 216H145V215H143ZM176 216V215H175ZM184 216V215H183ZM182 216V217H183ZM186 216V215H185ZM202 216V215H201ZM234 216V215H233ZM31 217V216H30ZM42 217V216H41ZM87 217V216H86ZM151 217V216H150ZM180 217V216H179ZM20 218V217H19ZM23 218V217H22ZM68 218V217H67ZM71 218V217H70ZM69 218V219H70ZM75 218H77V217H75ZM80 218V217H79ZM131 218V217H130ZM136 218V217H135ZM138 218V217H137ZM136 218V219H137ZM46 219V218H45ZM83 219H86V218H83ZM121 219V218H120ZM123 219V218H122ZM128 219V218H127ZM143 219V218H142ZM148 219V218H147ZM183 219V218H182ZM184 219H185V217H184ZM190 219V218H189ZM220 219V218H219ZM263 219V218H262ZM18 220V219H17ZM75 220V219H74ZM132 221H135V220H133V219H131ZM131 220H129V222L128 223H130V221ZM192 220V219H191ZM234 220V219H233ZM22 221H23V219H22ZM21 221V222H22ZM73 221V220H72ZM152 221V220H151ZM151 221H150V223H151ZM154 221V220H153ZM164 221H167V220H164ZM181 221V220H180ZM183 221V220H182ZM205 221V220H204ZM216 221V220H215ZM19 222V221H18ZM66 222V221H65ZM84 222V221H83ZM158 222V221H157ZM178 222V221H177ZM189 222V221H188ZM197 222V221H196ZM221 222V221H220ZM236 222V221H235ZM237 222H238V220H237ZM261 222V221H260ZM264 222V221H263ZM136 223V222H135ZM134 223V224H135ZM167 223V222H166ZM182 223V222H181ZM185 223V222H184ZM189 223H191V222H189ZM194 223V222H193ZM201 223V222H200ZM211 223V222H210ZM262 223V222H261ZM2 224V223H1ZM4 224V223H3ZM23 224V223H22ZM75 224V223H74ZM87 224H88V222H87ZM126 224V223H125ZM124 224V225H125ZM132 224V223H131ZM137 224V223H136ZM162 224V223H161ZM165 224V223H164ZM171 224V223H170ZM169 224V225H170ZM176 224V223H175ZM214 224V223H213ZM263 224V223H262ZM133 225V224H132ZM163 225V224H162ZM166 225V224H165ZM190 225V224H189ZM189 225H188V228H189ZM207 225V224H206ZM212 225V224H211ZM217 225V224H216ZM230 225V224H229ZM26 226V225H25ZM60 226V225H59ZM66 226V225H65ZM131 226V225H130ZM138 226H139V224H138ZM140 226H142L141 224H140ZM139 226V227H140ZM149 226V225H148ZM151 226H153L152 224H151ZM172 226V225H171ZM191 226V225H190ZM222 226V225H221ZM263 226V225H262ZM22 227V226H21ZM68 227V226H67ZM126 227V226H125ZM145 227V226H144ZM160 227V226H159ZM197 227V226H196ZM202 227V225L200 226V228ZM204 227V226H203ZM202 227V228H203ZM230 227V226H229ZM244 227V226H243ZM39 228V227H38ZM41 228V227H40ZM78 228H80V227H78ZM82 228V227H81ZM86 228V227H85ZM146 228V227H145ZM145 228H144V230H145ZM149 228V227H148ZM153 228V227H152ZM157 228V227H156ZM187 228V227H186ZM193 228V227H192ZM205 228V227H204ZM208 228H210V227H208ZM256 228V227H255ZM42 229V228H41ZM48 229V228H47ZM84 229V228H83ZM128 229V228H127ZM142 229V228H141ZM173 229V228H172ZM194 229H196V228H194ZM207 229V228H206ZM50 230V229H49ZM151 230V229H150ZM181 230V229H180ZM203 230H205V229H203ZM54 231V230H53ZM79 231H80V229H79ZM81 231H84V230H81ZM131 231H133V229L131 230ZM153 231V230H152ZM156 231V230H155ZM159 231V230H158ZM170 231V230H169ZM173 231H175V230H173ZM182 231V230H181ZM17 232V231H16ZM30 232V231H29ZM35 232V231H34ZM40 232V231H39ZM90 232V231H89ZM118 232V231H117ZM127 232V231H126ZM126 232H124V233H126ZM128 232H129V229H128ZM135 232V231H134ZM139 232H140V230H139ZM160 232V231H159ZM176 232V231H175ZM178 232V231H177ZM197 232V231H196ZM203 232V231H202ZM207 232V231H206ZM209 232V231H208ZM244 232V231H243ZM54 233V232H53ZM63 233V232H62ZM84 233V232H83ZM120 233H122V232H120ZM123 233V234H124ZM130 233V232H129ZM132 233V232H131ZM137 233V232H136ZM157 233V232H156ZM173 233V232H172ZM171 233V234H172ZM181 233V232H180ZM179 233V234H180ZM190 233V232H189ZM212 233V232H211ZM211 233L209 234V235H211ZM263 233V232H262ZM41 234V233H40ZM88 235H89V233H87ZM86 234V235H87ZM115 234H117V233H115ZM185 234V233H184ZM217 234V233H216ZM222 234V233H221ZM23 235V234H22ZM42 235H43V233H42ZM52 235V234H51ZM62 235V234H61ZM69 235V234H68ZM129 235V234H128ZM165 235V234H164ZM191 235V234H190ZM193 235V234H192ZM198 235V234H197ZM215 235V234H214ZM20 236V235H19ZM64 236V235H63ZM118 236V235H117ZM125 236H126V234H125ZM135 236V235H134ZM181 236V235H180ZM203 236V235H202ZM207 236V235H206ZM24 237H26V236H24ZM29 237V236H28ZM35 237H36V235H35ZM43 237H45V236H43ZM43 237H42V239H43ZM47 237V236H46ZM49 237V236H48ZM77 237H78V235H77ZM82 237V236H81ZM115 237H116V235H115ZM121 237V236H120ZM129 237V236H128ZM158 237H160V236H158ZM178 237H179V235H178ZM184 237V236H183ZM3 238V237H2ZM30 238H32V237H30ZM37 238V237H36ZM39 238V237H38ZM41 238V237H40ZM52 238V237H51ZM50 238V239H51ZM119 238V237H118ZM125 239H126V237H124ZM123 238V239H124ZM139 238V237H138ZM154 238V237H153ZM162 238V237H161ZM166 238V237H165ZM172 238H174L173 236H172ZM188 238V237H187ZM191 238V237H190ZM210 238H211V236H210ZM23 239V238H22ZM33 240H34V236H33V238H32ZM56 239V238H55ZM79 240H80V237L78 238ZM112 239V238H111ZM127 239H129V238H127ZM170 239V238H169ZM177 239V238H176ZM183 239V238H182ZM189 239V238H188ZM187 239V240H188ZM203 239V238H202ZM226 239V238H225ZM4 240H5V238L3 239V243H4ZM25 240H28L27 238L25 239ZM38 240H40V239H38ZM44 240H45V238H44ZM47 240V239H46ZM78 240V241H79ZM131 240V239H130ZM129 240V241H130ZM132 240H133V238H132ZM148 240V239H147ZM151 240H152V238H151ZM161 240V239H160ZM163 240V239H162ZM173 240V239H172ZM186 240V239H185ZM191 240V239H190ZM193 240V239H192ZM191 240V241H192ZM244 240V239H243ZM8 241V240H7ZM35 241H36V239H35ZM48 241V240H47ZM92 241V240H91ZM125 241V240H124ZM128 241V240H127ZM134 241V240H133ZM176 241V240H175ZM180 241H181V238H180ZM199 241V240H198ZM207 241L208 240H204L203 239V242L202 241H200V243L202 242V244H206V245H208L207 244ZM218 240H216V242H217ZM221 241V240H220ZM226 241V240H225ZM228 241V240H227ZM254 241V240H253ZM16 242V241H15ZM29 242V241H28ZM40 242V241H39ZM44 242V241H43ZM53 242V241H52ZM80 242H82V241H80ZM90 242V241H89ZM139 242V241H138ZM145 241H143V243H144ZM149 242V241H148ZM151 242V241H150ZM153 242V241H152ZM34 243V242H33ZM32 243V244H33ZM46 243V242H45ZM49 243H50V241H49ZM54 243V242H53ZM52 243V244H53ZM102 243H103V241H102ZM135 243H136V241H135ZM134 243V244H135ZM167 243V242H166ZM193 243V242H192ZM199 243V244H200ZM211 243V242H210ZM219 243V242H218ZM222 243V242H221ZM224 243V242H223ZM234 243V242H233ZM38 244V243H37ZM47 244V243H46ZM57 244V243H56ZM76 244V243H75ZM98 244H99V242H98ZM142 244V243H141ZM172 244H173V242H172ZM182 244V243H181ZM194 244V243H193ZM196 244V243H195ZM198 244V245H199ZM236 244V243H235ZM242 244V243H241ZM43 245V244H42ZM49 245V244H48ZM48 245L46 246V249L48 248ZM102 245V244H101ZM122 245V244H121ZM137 245V244H136ZM144 245V244H143ZM152 245H153V243H152ZM151 245V246H152ZM166 245V244H165ZM180 245V244H179ZM186 245V244H185ZM197 245V244H196ZM218 245V244H217ZM216 245V246H217ZM220 245V244H219ZM240 245V244H239ZM256 245V244H255ZM6 246V245H5ZM33 246H34V244H33ZM38 246V245H37ZM56 246V245H55ZM79 246V245H78ZM93 246H95V245H93ZM98 246V245H97ZM104 246V245H103ZM145 246V245H144ZM148 246V245H147ZM188 246V245H187ZM209 246V245H208ZM207 246V247H208ZM211 246V245H210ZM232 246V245H231ZM234 246V245H233ZM45 247V246H44ZM83 247V246H82ZM123 247V246H122ZM136 247V246H135ZM149 247V246H148ZM155 247H156V245H155ZM161 247V246H160ZM166 247V246H165ZM173 247V246H172ZM184 247V246H183ZM212 247V246H211ZM225 247V246H224ZM235 247V246H234ZM263 247V246H262ZM4 248V247H3ZM5 248H7V247H5ZM40 248V247H39ZM43 248V247H42ZM49 248H51V247H49ZM56 248V247H55ZM80 248V247H79ZM98 248V247H97ZM100 248V247H99ZM154 248V247H153ZM152 248V249H153ZM178 248V247H177ZM181 248V247H180ZM200 248H201V246H200ZM210 248V247H209ZM219 248V247H218ZM237 248V247H236ZM89 249V248H88ZM101 249V248H100ZM124 249V248H123ZM134 249H136V248H134ZM140 249V248H139ZM156 249V248H155ZM230 249V248H229ZM232 249V248H231ZM54 250V249H53ZM57 250V249H56ZM92 250H93V247H92ZM91 250V251H92ZM148 250V249H147ZM172 250V249H171ZM192 251H193V249H191ZM225 250V249H224ZM257 250V249H256ZM255 250V251H256ZM261 250V249H260ZM264 250V249H263ZM152 251V250H151ZM167 251V250H166ZM173 251V250H172ZM171 251V252H172ZM192 251H191V253H192ZM48 252H51V250L50 251H48ZM90 252V251H89ZM122 252V251H121ZM175 252V251H174ZM177 252V251H176ZM178 252H179V250H178ZM212 252V251H211ZM210 252V253H211ZM254 252V251H253ZM52 253V252H51ZM93 253V252H92ZM139 253V252H138ZM170 253V252H169ZM183 253V252H182ZM194 253H195V251H194ZM205 253L206 252H204V254L203 255H205ZM215 253V252H214ZM89 254V253H88ZM87 254V255H88ZM121 254H123V253H121ZM140 254H141V252H140ZM236 254H238V252L236 251V250H234V248H233V250L232 251H229V252H227L226 254L224 253V255H222V257H221V262L223 261L224 262V264H241L240 262H241V260L240 259H242V258H240L239 260H240V262L238 261V259H236L235 258V255ZM245 254H246V252H245ZM52 255V254H51ZM115 255V254H114ZM124 255V254H123ZM142 255V254H141ZM170 255H171V253H170ZM185 255V254H184ZM192 255V254H191ZM211 255H213V257H214V254H211ZM219 255V254H218ZM240 255V257L243 255V253H240L239 254ZM238 255V256H239ZM250 255V254H249ZM260 255V254H259ZM53 256V255H52ZM93 256V255H92ZM110 256H112V255H110ZM117 256V255H116ZM121 256V255H120ZM131 256V255H130ZM190 255H188V257H189ZM217 256V255H216ZM246 256V255H245ZM248 256V255H247ZM88 257H89V255H88ZM143 256H141V258H142ZM147 257V256H146ZM172 257V256H171ZM170 257V258H171ZM178 257H179V255H178ZM191 257V256H190ZM193 257H195V256H193ZM200 257V256H199ZM198 257V258H199ZM212 257V256H211ZM218 257V256H217ZM220 257V256H219ZM243 257V256H242ZM248 257H251V256H248ZM259 257V256H258ZM262 257V256H261ZM93 258H94V256H93ZM96 258V257H95ZM168 258V257H167ZM183 258V257H182ZM197 258V259H198ZM215 258V257H214ZM88 259V258H87ZM90 259V258H89ZM88 259V260H89ZM116 259V258H115ZM125 259V258H124ZM130 259H132V258H130ZM134 259V258H133ZM132 259V260H133ZM193 259V258H192ZM219 259V258H218ZM257 259V258H256ZM172 260V259H171ZM181 260V259H180ZM184 260V259H183ZM220 260V259H219ZM261 260V259H260ZM91 261V260H90ZM113 260L111 259V262H112ZM125 261H127V260H125ZM124 261V262H125ZM131 261V260H130ZM134 261V260H133ZM141 261V260H140ZM179 261V260H178ZM187 261H188V259H187ZM209 261V260H208ZM211 261V260H210ZM109 262H110V260H109ZM139 262V261H138ZM192 262V261H191ZM190 262V263H191ZM195 262V261H194ZM202 262V261H201ZM216 262H217V260H216ZM243 262H244V260H242V264H243ZM247 262V261H246ZM97 263V262H96ZM123 263V262H122ZM184 263V262H183ZM207 263H209V262H207ZM248 263V262H247ZM261 263V262H260ZM76 264V263H75ZM124 264V263H123ZM127 264V263H126ZM146 264V263H145ZM262 264V263H261Z\"/></svg>","mask_w":264,"mask_h":264}]
</instances>
